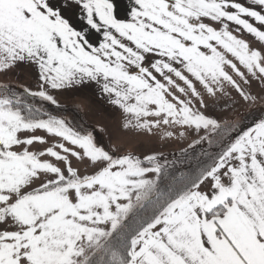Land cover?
Masks as SVG:
<instances>
[{"label": "snow or ice", "instance_id": "snow-or-ice-1", "mask_svg": "<svg viewBox=\"0 0 264 264\" xmlns=\"http://www.w3.org/2000/svg\"><path fill=\"white\" fill-rule=\"evenodd\" d=\"M21 66L38 87L0 83V264H264V118L208 111L264 85V0H0V77ZM92 86L125 129L223 133L218 150L165 183L156 155L44 110Z\"/></svg>", "mask_w": 264, "mask_h": 264}, {"label": "rangeland", "instance_id": "rangeland-1", "mask_svg": "<svg viewBox=\"0 0 264 264\" xmlns=\"http://www.w3.org/2000/svg\"><path fill=\"white\" fill-rule=\"evenodd\" d=\"M244 38L251 42L252 47H259L251 36L246 35ZM16 71L21 70L16 69L6 77H0V83H8L16 88L26 86L32 90L37 89L38 76L30 77L28 71L25 73ZM91 88L93 90L54 93L60 108L44 103V110L65 118L77 130L92 132L97 143L108 147L106 149L114 155L132 153L140 158L156 155L158 162L165 165L170 174L165 183L170 182L172 177L178 180L182 175L189 174L196 168L198 162L207 160L206 154L218 150L223 133L217 135L205 130L185 132L181 128L179 131L184 132V135H179L175 127L170 126H161L152 133L125 129L123 127L125 117L122 111L111 105L97 87ZM251 91L255 96L254 102H245L231 91L230 96H221L215 102L208 100V111L220 117L225 123L236 124L238 127L250 123L252 125L255 121L264 118V85L254 82ZM166 131H173L174 135L168 137L165 135ZM36 134L45 135L42 131ZM201 137L207 138L201 140ZM195 141L201 142L194 143ZM190 145L194 146L190 147Z\"/></svg>", "mask_w": 264, "mask_h": 264}, {"label": "crops", "instance_id": "crops-1", "mask_svg": "<svg viewBox=\"0 0 264 264\" xmlns=\"http://www.w3.org/2000/svg\"><path fill=\"white\" fill-rule=\"evenodd\" d=\"M18 70H21V71H16V72H21V73H25V71H28L29 72V75H31L30 77H35V76H38L35 68H29V67H24V66H21L19 68H17ZM26 72V73H28ZM32 81V79H31ZM87 90H93L91 87L89 88H86V89H81V91H87ZM96 92V90H95ZM99 95V94H98ZM118 155V154H117Z\"/></svg>", "mask_w": 264, "mask_h": 264}, {"label": "trees", "instance_id": "trees-1", "mask_svg": "<svg viewBox=\"0 0 264 264\" xmlns=\"http://www.w3.org/2000/svg\"><path fill=\"white\" fill-rule=\"evenodd\" d=\"M251 124V123H250ZM250 124H248L250 126ZM248 125H245V126H248Z\"/></svg>", "mask_w": 264, "mask_h": 264}, {"label": "water", "instance_id": "water-1", "mask_svg": "<svg viewBox=\"0 0 264 264\" xmlns=\"http://www.w3.org/2000/svg\"><path fill=\"white\" fill-rule=\"evenodd\" d=\"M105 148H108V147H105ZM107 150V149H106Z\"/></svg>", "mask_w": 264, "mask_h": 264}]
</instances>
